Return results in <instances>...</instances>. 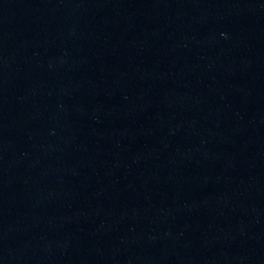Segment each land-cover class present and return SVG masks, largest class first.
I'll return each instance as SVG.
<instances>
[{"label": "water", "instance_id": "1", "mask_svg": "<svg viewBox=\"0 0 264 264\" xmlns=\"http://www.w3.org/2000/svg\"><path fill=\"white\" fill-rule=\"evenodd\" d=\"M248 0H0V264H210Z\"/></svg>", "mask_w": 264, "mask_h": 264}]
</instances>
